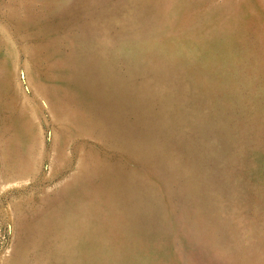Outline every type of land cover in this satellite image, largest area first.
<instances>
[{"label": "rangeland", "instance_id": "1", "mask_svg": "<svg viewBox=\"0 0 264 264\" xmlns=\"http://www.w3.org/2000/svg\"><path fill=\"white\" fill-rule=\"evenodd\" d=\"M0 264H264V0H0Z\"/></svg>", "mask_w": 264, "mask_h": 264}]
</instances>
